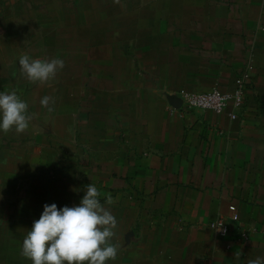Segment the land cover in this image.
<instances>
[{
    "label": "crops",
    "instance_id": "crops-1",
    "mask_svg": "<svg viewBox=\"0 0 264 264\" xmlns=\"http://www.w3.org/2000/svg\"><path fill=\"white\" fill-rule=\"evenodd\" d=\"M20 8L45 15L30 56L64 68L46 83L23 75L33 126L23 136L40 150L23 171L15 157L0 166V264H31L21 246L36 219L29 208L17 215V193L36 169L56 166L74 192L53 202L74 206L92 183L117 218L120 251L107 264L264 257V0H0L2 15ZM12 18L0 31L16 29ZM245 76L243 104L222 113L169 101L231 92ZM0 78L15 90L11 70Z\"/></svg>",
    "mask_w": 264,
    "mask_h": 264
},
{
    "label": "clouds",
    "instance_id": "clouds-1",
    "mask_svg": "<svg viewBox=\"0 0 264 264\" xmlns=\"http://www.w3.org/2000/svg\"><path fill=\"white\" fill-rule=\"evenodd\" d=\"M19 67L29 81L46 83L64 68V61L23 54L19 57ZM50 99L43 97L42 106L48 107ZM28 107L15 90L0 91V132L26 131L31 121ZM84 192L74 206L58 207L56 203L43 206L21 246V255L31 264H107L116 260L120 248L112 241L117 218L101 202L103 194L95 184H88ZM106 203H115L110 193L106 195ZM248 264H264V257L258 256Z\"/></svg>",
    "mask_w": 264,
    "mask_h": 264
},
{
    "label": "rangeland",
    "instance_id": "rangeland-1",
    "mask_svg": "<svg viewBox=\"0 0 264 264\" xmlns=\"http://www.w3.org/2000/svg\"><path fill=\"white\" fill-rule=\"evenodd\" d=\"M19 13L13 15L8 14H0V25H6L7 20L9 18H12L15 22L16 29H9V30H2L0 31V37H3V40L0 42V53L2 58H0V71H7L11 70V72L14 73V78L11 79L12 83L11 85H15V91L17 94L24 99V92L26 86L24 85L25 78L23 77V74L20 71L19 67V58L24 53H27L28 55H36L39 52V47L37 41L40 37L41 30H39L38 26L36 25V29H34L35 21L38 23L39 19L41 17L45 18V15L43 14H27L23 13V8H20L18 10ZM22 11V12H21ZM11 20V19H10ZM32 27V28H31ZM26 28V29H25ZM9 40L12 41V43L15 41L16 45L10 47ZM11 43V44H12ZM12 54L14 57L16 56L15 62L8 61L7 55ZM13 58V57H12ZM7 78H0V91H7ZM27 82V80H26ZM30 127V126H29ZM30 129H33V126L30 127ZM29 131V128L27 129ZM24 131L23 133H11L9 132H0V166H7V161L11 159L12 157H15L16 165L18 170L23 171L25 168V159H28L32 156L33 162H35L36 156L39 154L40 147L39 145H36L33 141H28V139L24 138L23 134H26L28 131ZM12 135L15 136V140L12 138ZM13 139V140H12ZM31 155V156H30ZM35 158V159H34ZM67 161V160H65ZM37 163L39 164L40 161L37 160ZM35 164V163H34ZM33 164V165H34ZM71 166L69 163H66L64 167ZM60 167L57 168V166L54 168H48L40 170L41 173L44 175H40L41 173H38V170L33 167L35 170V175H33L32 178H30L27 181H24L22 185L25 183L24 186L20 185V189L17 193V196L19 197L17 201V215L20 213V215H23L29 211L30 213L35 217V219H39L42 211H43V204L42 202H47V204L56 203L53 202L56 200L55 197H60L57 195V193H66V191L61 189H68L66 184L61 183V179L57 178L54 172L56 170H59ZM84 178V176L82 175ZM39 178L41 181H39ZM73 179L69 178L68 181H72ZM84 180H86L84 178ZM60 181V182H57ZM71 183V182H69ZM62 184V185H61ZM27 186V187H25ZM59 187V188H58ZM31 188V196L33 199L32 201H29V205H22L24 202V198L28 196V191ZM74 192L73 190L70 191ZM46 196V198H45ZM66 195L64 194V198ZM57 204V203H56ZM58 207L65 206L62 204H57ZM70 206V205H67ZM71 207V206H70Z\"/></svg>",
    "mask_w": 264,
    "mask_h": 264
},
{
    "label": "built area",
    "instance_id": "built-area-1",
    "mask_svg": "<svg viewBox=\"0 0 264 264\" xmlns=\"http://www.w3.org/2000/svg\"><path fill=\"white\" fill-rule=\"evenodd\" d=\"M248 76L242 78L236 85L233 91L225 92L218 88H214L209 92L194 94L182 93L180 98L183 107L187 110H202L222 113L228 107H239L243 104L246 83ZM235 118V115L231 114ZM231 210H234L231 208ZM226 228L223 229V234H226Z\"/></svg>",
    "mask_w": 264,
    "mask_h": 264
},
{
    "label": "water",
    "instance_id": "water-1",
    "mask_svg": "<svg viewBox=\"0 0 264 264\" xmlns=\"http://www.w3.org/2000/svg\"><path fill=\"white\" fill-rule=\"evenodd\" d=\"M169 101L171 103V105H173L176 108H180L182 106V102L180 99L176 98V97H169Z\"/></svg>",
    "mask_w": 264,
    "mask_h": 264
}]
</instances>
